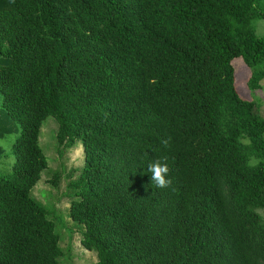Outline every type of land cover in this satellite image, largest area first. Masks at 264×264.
<instances>
[{"label":"trees","instance_id":"1","mask_svg":"<svg viewBox=\"0 0 264 264\" xmlns=\"http://www.w3.org/2000/svg\"><path fill=\"white\" fill-rule=\"evenodd\" d=\"M255 20L264 0H0V141L19 133L0 175V264L63 256L32 195L49 117L59 155L82 145L67 214L87 264H264V116L232 65L261 89Z\"/></svg>","mask_w":264,"mask_h":264},{"label":"rangeland","instance_id":"2","mask_svg":"<svg viewBox=\"0 0 264 264\" xmlns=\"http://www.w3.org/2000/svg\"><path fill=\"white\" fill-rule=\"evenodd\" d=\"M253 27L257 36L264 37V20H255ZM232 65L235 71V83L241 97L246 100L260 99L261 107L259 113L261 116H264V82L261 84V89L253 92L252 95L245 84L247 68H239L241 65H244L239 58L234 60ZM0 103H2L1 97ZM56 129V122L51 117L45 119L42 123L40 143L49 160V168L42 173L41 179L32 190V195L39 203L51 211V216L60 235V247L63 251L59 264H87L96 261L95 253L93 254L83 249L80 245L78 227L73 224L67 214L71 199L68 184L80 174L84 160L83 149L82 145L77 143L73 149L63 151L59 155L56 149L53 148V146L55 147L54 138ZM18 134V132L12 130L4 140L0 141L1 146L4 148L3 157L0 159V175L7 176L12 172L14 158L11 145ZM55 173L59 176V179L56 181V187L51 183ZM257 212L261 216L264 214V210H258Z\"/></svg>","mask_w":264,"mask_h":264},{"label":"clouds","instance_id":"3","mask_svg":"<svg viewBox=\"0 0 264 264\" xmlns=\"http://www.w3.org/2000/svg\"><path fill=\"white\" fill-rule=\"evenodd\" d=\"M170 142L169 139H162L161 143L167 147ZM148 173L150 174L151 184H154L156 187L160 189L168 188L171 185V179L168 178L169 167L166 162H162V160L157 159L149 162Z\"/></svg>","mask_w":264,"mask_h":264}]
</instances>
